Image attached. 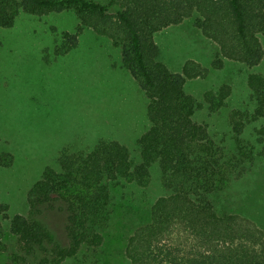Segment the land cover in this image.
<instances>
[{
  "label": "trees",
  "instance_id": "1",
  "mask_svg": "<svg viewBox=\"0 0 264 264\" xmlns=\"http://www.w3.org/2000/svg\"><path fill=\"white\" fill-rule=\"evenodd\" d=\"M66 11L77 18L75 32L51 28L53 58L45 50L43 61L74 50L86 28L108 39L120 50V67L148 101L149 127L136 140V160L115 139L99 140L89 151L68 145L59 150L56 166L45 167L25 191L27 215L11 216L0 201V251L8 232L17 238L20 253L38 264H91L112 218L114 189L122 182L146 187L153 171L166 195L152 201L146 223L128 237L129 264H264V233L237 214L218 212L214 202L215 195L242 178L246 163L255 156L264 159V123L254 128L258 151L243 139L247 125L264 122V77H247L252 112L235 109L227 115L226 139L234 146L227 151L206 124L193 119L203 104L184 91L187 81L204 77L207 70L187 61L181 74L172 73L153 41L155 33L196 14V28L219 49L214 69H221L224 60L255 68L264 57V0H0V29H11L20 14L40 18ZM230 95L223 85L204 93L203 102L218 113ZM15 164L10 154H0V170L13 172ZM57 201L68 212L65 247L38 219Z\"/></svg>",
  "mask_w": 264,
  "mask_h": 264
},
{
  "label": "rangeland",
  "instance_id": "2",
  "mask_svg": "<svg viewBox=\"0 0 264 264\" xmlns=\"http://www.w3.org/2000/svg\"><path fill=\"white\" fill-rule=\"evenodd\" d=\"M94 1L105 4L108 0ZM197 17L155 33L153 41L159 48V60L172 73L181 74L187 61L207 70L204 77L187 81L184 91L203 104L193 119L206 124L212 139L229 151L234 146L226 139L227 115L235 109L247 113L254 109L247 77H264V57L255 68L224 60L221 69H214L211 64L219 49L196 28ZM77 25L74 13L66 11L40 18L20 14L11 29H0V154H10L17 166L13 172L0 170V185L7 187L0 190V201L8 205L11 216L28 214L25 191L45 167L56 166L62 148L68 145L89 151L99 140L115 139L136 160V140L149 127L148 101L129 72L120 67V50L108 39L86 28L74 50L48 64L43 61L45 50L53 58L51 28L74 33ZM223 85L230 87L231 95L221 112L211 113L203 94ZM262 123H251L243 131V139L255 145V151L259 146L254 128ZM254 158L246 163L242 178L215 195L214 202L218 212L237 214L264 233V159ZM150 174L146 187L122 182L114 189L112 218L102 248L91 254V264H129L124 254L128 237L146 223L152 201L166 195L155 173ZM43 209L38 219L53 241L65 247L66 205L57 201L52 209ZM18 248L17 238L7 232L0 264H38V259L24 256Z\"/></svg>",
  "mask_w": 264,
  "mask_h": 264
}]
</instances>
